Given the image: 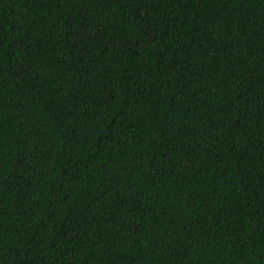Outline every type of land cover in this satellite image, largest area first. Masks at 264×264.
<instances>
[{"label":"trees","instance_id":"16d2710c","mask_svg":"<svg viewBox=\"0 0 264 264\" xmlns=\"http://www.w3.org/2000/svg\"><path fill=\"white\" fill-rule=\"evenodd\" d=\"M0 264H264V0H0Z\"/></svg>","mask_w":264,"mask_h":264}]
</instances>
